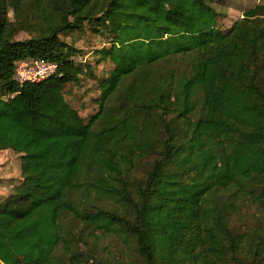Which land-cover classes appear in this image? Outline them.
<instances>
[{
    "label": "trees",
    "instance_id": "obj_1",
    "mask_svg": "<svg viewBox=\"0 0 264 264\" xmlns=\"http://www.w3.org/2000/svg\"><path fill=\"white\" fill-rule=\"evenodd\" d=\"M35 1L0 0V150L21 176L0 200V264H115L83 253L73 221L141 264H264V235L230 227L241 200L264 223V4L223 30L207 0ZM28 6L35 35L16 40L10 9ZM87 24L112 65L88 123L65 88L90 66L61 38ZM27 59L57 70L19 82Z\"/></svg>",
    "mask_w": 264,
    "mask_h": 264
},
{
    "label": "rangeland",
    "instance_id": "obj_2",
    "mask_svg": "<svg viewBox=\"0 0 264 264\" xmlns=\"http://www.w3.org/2000/svg\"><path fill=\"white\" fill-rule=\"evenodd\" d=\"M47 0H36L35 3L44 6ZM208 3L220 14L218 26L226 30L232 24L241 19L244 13L255 6L263 5L264 0H207ZM33 7V6H32ZM42 8V7H41ZM9 15L13 21H16V27L19 29L15 35L16 40H25L33 35L34 20L32 17L31 7L19 8L18 10L10 9ZM61 38L77 48L81 54L80 61H86L90 68L85 67L81 76L82 81L79 85L70 84L65 88L66 99L78 108L81 116L88 123L96 114L99 106L98 99L101 94L100 83L109 76L112 69L109 60L99 61L98 51L105 49L110 45L106 35L97 33L92 26L88 24L84 26L82 31L63 33ZM83 55V56H82ZM263 74V73H262ZM18 77V74L16 75ZM264 79V75H263ZM264 85V84H263ZM19 159L11 153V151L0 150V186H5L8 183L1 181V177L18 178ZM148 169L145 164L137 172L139 177H143ZM15 181V180H10ZM8 181V182H10ZM5 189H0V198H5ZM239 210L231 211L230 217L231 230L244 234L245 232L255 233L257 237L264 235V227H262L263 218L255 203L251 201H238ZM75 231L86 237V243L83 244L82 251H88L89 247H93L95 255L102 260H109L115 264H141L142 258L136 253L132 247L126 245L120 237L102 234L101 232L88 233L84 226L79 221L71 223ZM256 237V238H257ZM244 257V255H242ZM245 258V257H244ZM91 261L88 263L90 264ZM227 264H233L230 261Z\"/></svg>",
    "mask_w": 264,
    "mask_h": 264
},
{
    "label": "built area",
    "instance_id": "obj_3",
    "mask_svg": "<svg viewBox=\"0 0 264 264\" xmlns=\"http://www.w3.org/2000/svg\"><path fill=\"white\" fill-rule=\"evenodd\" d=\"M16 69L19 82H36L54 74L57 70V64L51 61L27 59L16 62Z\"/></svg>",
    "mask_w": 264,
    "mask_h": 264
},
{
    "label": "crops",
    "instance_id": "obj_4",
    "mask_svg": "<svg viewBox=\"0 0 264 264\" xmlns=\"http://www.w3.org/2000/svg\"><path fill=\"white\" fill-rule=\"evenodd\" d=\"M2 151H11V153H13L19 159V164H18L19 165V171H18V174H20V154H16L12 150H2ZM1 178H3V179H1V181H5L8 184L5 185V186H0V189H5L6 190V195H9L12 185L17 183L20 180L21 176H19L18 178H5V177H1ZM10 180H15V181H10ZM8 181H10V182H8ZM1 199H2V197L0 198V200Z\"/></svg>",
    "mask_w": 264,
    "mask_h": 264
}]
</instances>
